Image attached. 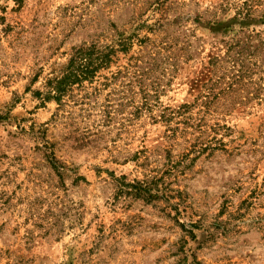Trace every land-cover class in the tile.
Masks as SVG:
<instances>
[{
	"label": "rangeland",
	"instance_id": "obj_1",
	"mask_svg": "<svg viewBox=\"0 0 264 264\" xmlns=\"http://www.w3.org/2000/svg\"><path fill=\"white\" fill-rule=\"evenodd\" d=\"M263 16L0 0V264H264ZM91 45L109 67L43 103Z\"/></svg>",
	"mask_w": 264,
	"mask_h": 264
},
{
	"label": "trees",
	"instance_id": "obj_2",
	"mask_svg": "<svg viewBox=\"0 0 264 264\" xmlns=\"http://www.w3.org/2000/svg\"><path fill=\"white\" fill-rule=\"evenodd\" d=\"M160 3L163 5L162 2ZM114 53L112 49L103 50L96 45L74 49L63 74L47 79L45 86L47 91L38 92L39 99L43 103L55 100L61 104L63 96L74 85L92 80L99 69L108 68L112 63L111 57Z\"/></svg>",
	"mask_w": 264,
	"mask_h": 264
}]
</instances>
